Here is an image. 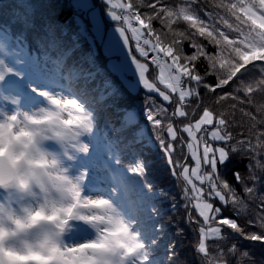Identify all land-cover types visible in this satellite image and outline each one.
Instances as JSON below:
<instances>
[{"label": "snow or ice", "instance_id": "1", "mask_svg": "<svg viewBox=\"0 0 264 264\" xmlns=\"http://www.w3.org/2000/svg\"><path fill=\"white\" fill-rule=\"evenodd\" d=\"M102 3L114 29L105 33L93 9L94 35L80 33L114 57L109 68L122 84L97 67L91 51L76 54L80 45L64 41L51 21L38 25L18 3L0 0V183L6 174L25 182L3 158L4 143L21 134L70 137L79 152L69 165L76 180L71 200L47 214V198L34 213L23 210L52 222L53 237L64 239L17 249L5 243L9 233L0 225V264H179L173 225L178 234L198 231L199 264H264V102L254 100L257 93L264 100V0ZM141 86L143 111L138 103L125 107L133 103L126 92ZM210 96L217 104L231 101L232 111L210 108ZM160 152L169 177L144 158ZM236 154L249 161L251 185L234 174L242 192L222 174ZM166 178L175 184L160 187ZM229 205L252 228L223 216ZM181 208L186 226L173 215ZM238 237L258 243L240 244Z\"/></svg>", "mask_w": 264, "mask_h": 264}, {"label": "trees", "instance_id": "2", "mask_svg": "<svg viewBox=\"0 0 264 264\" xmlns=\"http://www.w3.org/2000/svg\"><path fill=\"white\" fill-rule=\"evenodd\" d=\"M12 2L18 3L19 5H21V7L19 8V11L21 13L25 11H29L38 25H43L44 23L51 21L53 24L57 26V35L61 36V38L64 41H66L69 45H71L72 43H78L80 45V47L76 49V54H79L81 52L91 51L97 67L102 72H106L110 74L113 80L122 84V82L119 80L117 75L111 73L110 70L107 68L108 57H106L102 53L100 46L96 45V47L93 48L92 45L89 44L87 37L84 35H81L80 33L81 28H83L84 32H86L89 36L93 35L92 26H91V23L87 15L85 14L86 12L84 13L83 11H79L74 6L73 0H12ZM91 2H92L93 7L99 5L102 18H103L102 19L103 23L107 26L114 25L113 22H109L103 17L106 7L102 3V0H91ZM166 2H169V0H166ZM154 26L157 28L160 27L158 23H156ZM19 27H20L19 25H13V31L17 32L19 30ZM33 36H34L33 30H29L27 34V40L30 46L32 48H35L36 44L34 42ZM73 37H77V40L73 41ZM95 44H96V41H95ZM185 50L191 51V49L187 47V44L185 45ZM204 67H206V63L205 65H202L200 67L201 73H203ZM247 67L250 68L251 66L249 65ZM151 71L152 69L150 68V72ZM253 71L256 74L255 78H259L261 74V69L256 68ZM149 78L151 79L152 76H150ZM214 79H215L214 76L209 77V80H214ZM97 81L102 82V77L98 75ZM145 93L146 92L143 90V88H140L138 93L126 92V97L132 100L133 103L126 104L125 107L131 108L136 103H138L140 110L142 112L143 106H144L143 102L145 99ZM152 95H155V94H152ZM157 99L159 100L158 97ZM254 100L256 102H264V100H262V97L260 96L259 93L256 94V96L254 97ZM206 102L208 106L212 108L213 110H216V111L222 110V111H225L226 113L232 111L230 107L232 103L231 101L221 102L220 104H217L215 97L210 96ZM236 116L237 118H239L240 116L239 109L236 110ZM113 120L114 121L116 120L115 116H113ZM142 122L144 124H147V120L145 118H142ZM134 127L133 129H129V132L127 133L128 135L131 134V131L134 130ZM237 131H239V129H237ZM148 133L150 135L152 134V129L150 125H148ZM150 151L151 150H149V152ZM157 151L159 152L158 147H157ZM144 158L151 159L153 161V166H152L153 172L158 171L164 177L170 176V171L167 170V162H166V159L163 157L162 152H160L158 157L148 155V156H145ZM248 163L249 161L246 157L236 154L230 158L227 171H224L222 173L223 178L227 180L230 184H232L233 187L237 188L241 192L243 191V183L236 181L234 174L239 172L244 182L251 185L252 181L248 179V176H249V170L247 167ZM169 183H172L174 185L175 180L174 179L169 180L166 178L164 179L163 183L159 184V186L166 187ZM249 203H251V200H249ZM249 211H251V209H249ZM173 215L177 222H180L184 224L185 226L187 225V217H186V213H184L183 208H181L178 213H175ZM223 216L236 219L237 222L241 224V226H245L246 229L252 228L251 224H247V225L245 224L246 217L236 216L233 213V210L230 205L224 209ZM255 230L259 231V229H255ZM227 232L231 233V230L227 229ZM233 235H236V234H233ZM172 237L176 241L179 264H199L198 254L195 251V246H196L197 239H198V231L193 232V229L188 227L186 231L178 234L175 231V225H173ZM237 242L240 244H245V245L258 243V242L245 241L242 237H238ZM231 243L232 241L229 240L225 246H228ZM208 244L211 249L213 247V241L209 240ZM249 250L252 251L256 255L257 259L260 258V254L258 250L256 249H249Z\"/></svg>", "mask_w": 264, "mask_h": 264}, {"label": "clouds", "instance_id": "3", "mask_svg": "<svg viewBox=\"0 0 264 264\" xmlns=\"http://www.w3.org/2000/svg\"><path fill=\"white\" fill-rule=\"evenodd\" d=\"M49 144H55V148H50ZM3 147L6 166L8 169L12 167L18 169L23 174L25 182L10 179L6 174L4 182L0 183V194L6 196L12 192L17 196L30 197L36 193L41 197L46 196V214L71 200L76 180L69 165L79 154L76 140L70 137L42 139L25 133L15 137L10 144L5 142ZM2 202L0 200V203ZM42 204H45V201L42 200ZM16 208L15 203L11 209L7 205L0 207V225L9 233L6 241L20 240L25 234L35 233L38 234L35 242L22 245V249L25 247L39 249L50 239H64L63 235L59 238L53 237L56 228L52 222L44 219L32 220L28 213L13 212L12 209ZM38 208L32 212L34 213Z\"/></svg>", "mask_w": 264, "mask_h": 264}, {"label": "rangeland", "instance_id": "4", "mask_svg": "<svg viewBox=\"0 0 264 264\" xmlns=\"http://www.w3.org/2000/svg\"><path fill=\"white\" fill-rule=\"evenodd\" d=\"M77 3H87V4H90L92 6L91 0H73V4H75V7H76ZM79 9H81L84 12H86L85 14L87 15V17H88V19H89V21L91 23V26H92V32H93V28L95 26L94 22H93L92 15H91L93 9L96 10L97 16L100 19L101 27L103 28L105 33H107L109 28L114 29V26L107 27V30L104 29L103 20H102V14H101V10H100L99 5L95 6V7L88 8V9H84V8H79ZM104 16H105L106 19L111 21L110 18L107 16V11L106 10L104 11ZM93 35H94V33H93ZM98 43H100V42L98 41ZM101 49L105 53L103 45H101ZM110 59H114V57H110L109 60ZM109 60L107 62V68L111 71V69L109 68ZM117 77L119 78L118 75H117ZM140 88H142V86ZM144 91L146 92V90H144ZM32 110H34V109H32ZM46 198H47L46 196L45 197H41L40 195H38L36 193H33L32 196H30V197H26V196H17L15 193L9 192L6 196L0 194V200L3 201L2 203H0V207H4L5 205H7V207L11 209L12 205L15 203L17 205V208L16 209H12L13 212L23 211L24 209L34 210L35 208H38L41 205H43L42 204V200L45 201ZM89 231H91V230L89 229ZM37 235L38 234H35V233L30 234V235L29 234H25V236L22 239H20V240H11V241H6L5 243L7 245H9V246H14L17 249H22V245H24L26 243H28V244L34 243L35 240L37 239Z\"/></svg>", "mask_w": 264, "mask_h": 264}]
</instances>
